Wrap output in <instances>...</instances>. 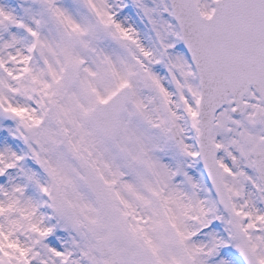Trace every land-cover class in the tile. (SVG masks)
<instances>
[{
  "label": "snow or ice",
  "instance_id": "6c2138e0",
  "mask_svg": "<svg viewBox=\"0 0 264 264\" xmlns=\"http://www.w3.org/2000/svg\"><path fill=\"white\" fill-rule=\"evenodd\" d=\"M0 264H264V0H0Z\"/></svg>",
  "mask_w": 264,
  "mask_h": 264
}]
</instances>
